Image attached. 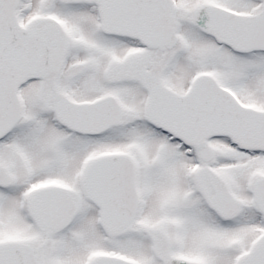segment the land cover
<instances>
[{
  "label": "snow or ice",
  "instance_id": "obj_1",
  "mask_svg": "<svg viewBox=\"0 0 264 264\" xmlns=\"http://www.w3.org/2000/svg\"><path fill=\"white\" fill-rule=\"evenodd\" d=\"M0 264H264V0H0Z\"/></svg>",
  "mask_w": 264,
  "mask_h": 264
}]
</instances>
